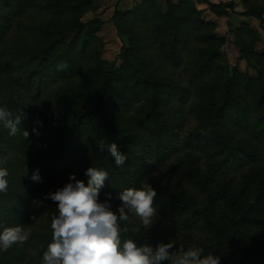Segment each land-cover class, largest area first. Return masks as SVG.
I'll list each match as a JSON object with an SVG mask.
<instances>
[{"label":"trees","instance_id":"1","mask_svg":"<svg viewBox=\"0 0 264 264\" xmlns=\"http://www.w3.org/2000/svg\"><path fill=\"white\" fill-rule=\"evenodd\" d=\"M208 4L218 15L236 8ZM97 9L94 0H0V107L23 113L15 136L0 125V167L9 170L8 189L0 193V222L22 224L31 232L26 244L0 252V264H39L51 241L56 205L33 227L35 202L66 183L70 173L86 182L88 167L103 169L108 172L104 191L115 195L139 188L175 159L177 175L210 193L211 172L224 175L231 168L264 163V52L255 49L262 39L258 31L245 24L236 32L242 58L254 65L257 76L237 66L225 73L220 52L225 39L203 19L195 0H167L166 10L158 0H141L113 17L125 40L117 66L103 58L99 33L105 21H83ZM263 14L249 6L247 16L259 19L262 27ZM188 114L211 122L205 127L202 121L181 136ZM112 143L127 157L120 167L107 151ZM210 147L213 160L207 158ZM37 169L40 183L30 179ZM253 176L255 190L247 201L246 183L232 188L224 181L216 193L231 206L232 227L245 246L235 255L228 240L217 236L209 252L219 251L220 264H264L259 242L264 169ZM169 190L172 213L188 216L189 227L181 229L192 236L202 212L186 203L185 191ZM124 226L129 231L122 239L159 242L133 220Z\"/></svg>","mask_w":264,"mask_h":264},{"label":"clouds","instance_id":"2","mask_svg":"<svg viewBox=\"0 0 264 264\" xmlns=\"http://www.w3.org/2000/svg\"><path fill=\"white\" fill-rule=\"evenodd\" d=\"M22 119V112L14 115L0 107V125L9 135L15 136L20 131ZM33 131L39 135L36 128ZM25 135L28 136L27 131ZM100 148L103 150L104 145ZM107 151L116 167L125 164L127 157L115 143L109 144ZM84 175L86 182L70 173L63 186L44 195L45 200L56 205V214L51 217V241L39 264H220V257L212 252L205 254L202 248L177 247L174 240L138 244L132 238L122 239V233L129 231L122 225L132 218L144 229L151 230L154 226L156 190L144 181L139 188H128L113 195L104 191L107 171L88 167ZM8 177L9 170L0 167V193L7 191ZM30 179L34 183L42 182L39 169ZM131 231L135 233L138 229ZM30 236L31 232L22 224L0 222V252L26 244Z\"/></svg>","mask_w":264,"mask_h":264},{"label":"rangeland","instance_id":"3","mask_svg":"<svg viewBox=\"0 0 264 264\" xmlns=\"http://www.w3.org/2000/svg\"><path fill=\"white\" fill-rule=\"evenodd\" d=\"M141 1V0H140ZM163 6L164 10L167 9V0H158ZM178 3L182 0H173ZM138 0H94L95 5L98 6L97 11L89 12L83 17V21L87 22L97 17L105 21V25L99 35L102 37L105 50L103 58L112 62H115L117 66L121 65L120 55L122 48L125 45V40L117 32V29L113 22V17L117 10L126 12L132 9ZM197 7L202 11V16L205 21L212 22L216 25V32L219 37L225 39V44L222 46L220 52L222 56V64L225 68V73L231 69V67L237 66L242 73H249L256 77L257 72L254 69V65H249L248 62L242 58L240 47L237 44V29L244 28L245 24L258 31L262 39L257 42L255 49L258 52H264V27L261 26L260 20L254 17L247 16L249 6L255 9L263 10L264 13V0H195ZM209 2L216 4L233 3L236 5L235 9H228L227 14L218 15L212 12L209 8ZM264 17V14H263ZM16 35H19V31L16 30ZM15 35V36H16ZM14 36V37H15ZM185 129L181 130V136H186L192 133L196 128H199L202 124L209 125L210 118L208 120H202L196 114H188ZM215 145V144H214ZM214 147H210L207 158L213 160ZM175 159H172L167 166L160 167L151 179L147 182L150 183L157 192V196L154 199L153 206L157 209V219L151 230L144 229L136 218H132L139 230L146 235H151L157 238L159 242H168L169 240L176 241V244L185 248L197 247L204 249L205 254L209 252L215 242L217 236H223L228 240V243L233 253L239 254L244 251V244L239 241L235 234V229L231 224V217L234 212L231 206L216 193L221 189L222 183L228 181L232 188H240L246 183V201L251 197L255 190L256 181L254 180L255 170L264 169L263 164L249 165L242 169L231 168L224 175L211 172V183L209 184L210 193L204 191L192 181H188L176 173V169L173 168ZM65 182H61L55 185L54 190L57 187L62 186ZM169 189L171 191L181 190L185 191V201L192 205L193 208L198 209L202 214L197 215L196 227L191 230L192 236L183 234L181 225L189 227L187 224V217L183 218L174 215L172 213V204H170L171 198L168 196ZM53 190V191H54ZM45 195V194H44ZM42 195L36 200L33 208V218L35 223L33 227H37L40 222L44 221V217L48 215L50 210L55 206L51 201L44 199ZM210 196V199H209ZM174 201V199H172ZM206 208L208 211H206ZM264 208V207H263ZM207 214L211 216L208 219ZM251 233H256V227L248 228ZM260 243L264 244V234L259 233ZM214 255L221 258L218 250H212Z\"/></svg>","mask_w":264,"mask_h":264},{"label":"crops","instance_id":"4","mask_svg":"<svg viewBox=\"0 0 264 264\" xmlns=\"http://www.w3.org/2000/svg\"><path fill=\"white\" fill-rule=\"evenodd\" d=\"M137 1V0H136ZM138 1H140V0H138Z\"/></svg>","mask_w":264,"mask_h":264}]
</instances>
